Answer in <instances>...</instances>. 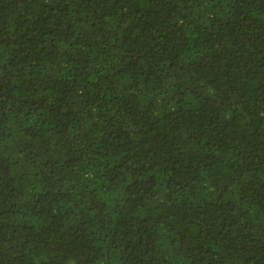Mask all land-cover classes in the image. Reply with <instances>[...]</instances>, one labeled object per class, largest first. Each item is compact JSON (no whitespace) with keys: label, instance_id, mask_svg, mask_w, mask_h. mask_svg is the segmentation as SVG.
I'll use <instances>...</instances> for the list:
<instances>
[{"label":"trees","instance_id":"obj_1","mask_svg":"<svg viewBox=\"0 0 264 264\" xmlns=\"http://www.w3.org/2000/svg\"><path fill=\"white\" fill-rule=\"evenodd\" d=\"M0 264H264V0H0Z\"/></svg>","mask_w":264,"mask_h":264}]
</instances>
